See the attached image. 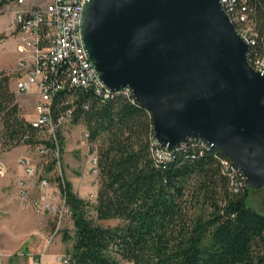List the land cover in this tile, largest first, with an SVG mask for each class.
<instances>
[{
    "label": "trees",
    "instance_id": "trees-1",
    "mask_svg": "<svg viewBox=\"0 0 264 264\" xmlns=\"http://www.w3.org/2000/svg\"><path fill=\"white\" fill-rule=\"evenodd\" d=\"M247 5L251 60L264 57V0ZM72 123L84 124L96 145L98 188L90 201L57 176L72 219L66 264H264V214L248 204L249 188L231 176L221 149L187 138L157 159L149 111L122 92L104 98L78 90ZM57 137L58 154L51 136L21 116L0 73V140L45 143L50 169L61 152L60 131ZM109 219L118 222H103Z\"/></svg>",
    "mask_w": 264,
    "mask_h": 264
},
{
    "label": "water",
    "instance_id": "water-1",
    "mask_svg": "<svg viewBox=\"0 0 264 264\" xmlns=\"http://www.w3.org/2000/svg\"><path fill=\"white\" fill-rule=\"evenodd\" d=\"M80 35L102 84L149 111L158 145L199 137L264 185V71L220 0H85Z\"/></svg>",
    "mask_w": 264,
    "mask_h": 264
},
{
    "label": "built area",
    "instance_id": "built-area-1",
    "mask_svg": "<svg viewBox=\"0 0 264 264\" xmlns=\"http://www.w3.org/2000/svg\"><path fill=\"white\" fill-rule=\"evenodd\" d=\"M9 1L13 14L10 28L15 33L16 94L35 95V114L29 121L33 127L51 136L55 144V152L58 154L57 132L63 131L72 124L78 90L91 91L104 98L116 92L131 95L134 100L135 98L129 86L116 90L106 88L88 60L80 35V17L85 0H48L43 4L30 3L28 0ZM220 2L236 28L251 45L254 41V32L253 25L248 19L247 0H220ZM248 60L256 69L264 71V57L258 56L250 60L248 51ZM80 144L89 146L91 165L93 170H97L96 145L89 142L87 129L80 136ZM48 150L45 143L38 145V152L41 155L48 153ZM171 150L158 145L155 139L153 140L152 151L157 159L168 158ZM20 161L24 162L23 159ZM223 163L229 166L227 160ZM55 164L60 166L59 158ZM232 165L231 176L235 177V174H239L246 184L242 171L233 162ZM41 167L38 165L34 169H27L28 174L32 173L37 177L41 193L28 199L27 182L20 179L18 181L20 197L24 203L28 202L36 211L49 210L56 213L59 223L62 215L70 213V210L65 198L59 207L52 200L54 193L48 195L50 179L47 176H38V170ZM5 168V165L0 163V173H3ZM233 183L237 190L238 183ZM56 260L57 264H66L68 256L63 253L58 255Z\"/></svg>",
    "mask_w": 264,
    "mask_h": 264
},
{
    "label": "rangeland",
    "instance_id": "rangeland-1",
    "mask_svg": "<svg viewBox=\"0 0 264 264\" xmlns=\"http://www.w3.org/2000/svg\"><path fill=\"white\" fill-rule=\"evenodd\" d=\"M28 1L45 3L47 0ZM10 9L9 0H0V14L4 13V23L0 22V73L8 79V86L15 93L21 116L29 121L35 114L36 97L27 93L16 94L15 33L10 28ZM3 24L4 30L1 29ZM85 129L82 123H72L61 131L60 166L52 163L49 164L52 166L50 169L44 164L51 159L38 152V145L7 144L0 140V163L6 167L0 173V264H57V256L67 252L71 241L64 239V234L72 226L70 213L63 214L58 223L56 213L36 211L28 202L21 200L18 181L26 180L28 199L38 196L41 189L37 177L28 174L27 169L42 165L38 176L49 177L47 193H54L52 200L59 207L65 197L56 180L58 175L69 182L72 192L94 201L98 188L97 170H93L91 165L89 146L80 144V136ZM41 136L48 137V133L43 131ZM247 202L264 214V185L255 190L248 189ZM103 222L114 224L118 221L109 219Z\"/></svg>",
    "mask_w": 264,
    "mask_h": 264
},
{
    "label": "crops",
    "instance_id": "crops-1",
    "mask_svg": "<svg viewBox=\"0 0 264 264\" xmlns=\"http://www.w3.org/2000/svg\"><path fill=\"white\" fill-rule=\"evenodd\" d=\"M47 1H48V0H47ZM47 1H46V2H47ZM46 2H45V3H46ZM34 3H35V4H43V3H39V2H34ZM3 14H4V13L0 14V22H2V23H4V19H2ZM10 15H11V19H12L13 14H12L11 10H10ZM11 19H10V22H11ZM2 23H1V24H2ZM6 27H7V26H6ZM6 27H5V28H6ZM7 28H9V27H7ZM1 29L4 30V24H3V26H1Z\"/></svg>",
    "mask_w": 264,
    "mask_h": 264
}]
</instances>
